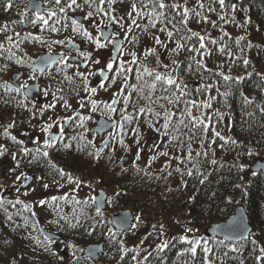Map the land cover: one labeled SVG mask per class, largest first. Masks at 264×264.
<instances>
[{
  "label": "snow or ice",
  "instance_id": "obj_1",
  "mask_svg": "<svg viewBox=\"0 0 264 264\" xmlns=\"http://www.w3.org/2000/svg\"><path fill=\"white\" fill-rule=\"evenodd\" d=\"M43 3V10L40 4L32 5L36 11L28 23L39 32L57 34L58 38L46 39L32 32L22 35L18 31L10 35L9 24L0 25V34L3 36L0 56L7 61L0 64V74L8 72L12 64L28 69L27 80L22 81L21 72L9 80H0V99L5 105L15 101L18 108L26 109L30 113L29 123L31 120L37 121L31 127L41 133L40 136L30 135L27 131L21 133L31 139L34 147L29 148L24 139H18L9 131L16 126L15 120L0 126L3 135L19 145L17 151L9 153L15 162L9 172L15 174L11 187L17 193L16 198L9 199L5 195L7 189L0 184L3 226L11 232L31 228L33 232L39 233L36 236L29 232L26 237L34 245L32 252L39 250L63 260L58 252L55 235L46 233L36 219L35 209L47 208L56 217L51 223L60 225L63 221L68 229L84 228L85 223H88L85 231L89 236L98 227L115 223L118 231L107 227L106 235L109 242L117 245L118 264L129 256L132 264H146L153 252L158 259H162L161 254L170 246L174 247L175 243L187 245L180 255L190 256L192 264H196L198 250L202 253L200 264H216V260L224 264L220 257L213 258L210 241L203 236L196 237L197 230L186 225L184 234L161 239L166 235L165 225L152 224V231L143 235L134 247H128L123 237L135 235L139 231L144 223L142 216L125 213L118 221L105 219L106 205L116 203L127 192L118 190L113 197L105 199L96 196L78 199L76 193L85 186L91 189L92 185L55 164L50 158V150L57 149L58 143L65 150L73 147L72 143L64 139L65 129L71 125L83 131L78 136L69 137L70 141H86L85 147L94 149L88 155L97 163L105 154L113 167L119 160L121 174L129 169L123 166L124 157H120L118 151L134 155L131 167L137 175L143 173L151 177L152 173L147 169L160 160L161 176L156 179L166 180L174 173L179 174L181 187H187L188 182L184 177L195 175L203 177L199 183L204 184L208 175L206 171L200 170L201 158L207 160L211 153L210 163L216 165L217 148L228 151L243 147L241 141L218 129L217 125L225 119V113L214 107L220 102L218 98H222L226 104L233 86L241 85L251 78L258 79L257 87L264 92V69L258 70L250 58L254 49L257 56L264 54V45L254 44L248 38L251 16L244 15L237 19L241 13L248 12L243 0H43ZM2 6L7 12L13 8V0H4ZM11 23L23 24L24 21ZM229 25L241 32L234 36L228 29ZM214 32L217 34L214 35ZM26 41L39 44L47 51L36 59L27 56V53L17 56L12 49H21ZM56 48L67 49V52L57 53L54 51ZM213 60L216 61L214 64L211 63ZM53 66L61 77L58 82L60 86L55 90L51 85L38 88L28 83L40 77L55 79L51 71ZM237 67L242 68L245 74L233 75ZM71 69L74 71L69 74ZM186 76L197 77L195 87L185 83ZM104 94L107 99L103 98ZM69 95L77 98V107L74 108L70 103ZM16 96L22 99L17 100ZM41 96L47 102L38 106L36 98ZM240 96L246 106L255 103L243 91H240ZM58 105L71 114L60 115ZM256 107L264 114V105L257 104ZM81 110H86L87 114ZM97 112L106 117V121L99 125L96 133L99 134L106 127L111 129L102 138L100 146L94 140H88L86 135L91 131L87 123ZM54 127L58 129L56 134L52 131ZM193 145H198L199 150ZM105 149L108 153H105ZM79 150L83 151L82 148ZM8 152V148L0 144V157ZM247 154L251 155V150ZM142 156H147L143 168L138 164ZM25 162L29 167L35 165L47 169L51 180L48 176L29 175L21 170ZM235 166L240 171L244 169L242 164ZM66 185L72 186L71 194L45 195L52 186L63 189ZM41 188L44 198L31 201L21 199V196L29 197ZM212 195L215 196V193ZM70 201L75 205H94L95 214L85 215L81 208L80 215L74 214L70 219L62 214L61 207V202L67 204ZM228 203H232L230 198ZM9 207L16 209V212H9ZM24 212L30 215L24 216ZM14 216L22 217L23 223H17ZM221 231L224 237L218 241V245L228 247L225 241L232 242L229 250L223 253L224 257L227 258L232 252L236 254L233 259L238 260V264H246L245 248L238 246L239 242H245L252 245L250 255L254 264H264V245L258 244L256 234L244 225L242 218H234L229 227ZM150 237L159 242L154 246L146 243ZM2 243L10 246L12 240L5 235ZM65 246L75 248V245ZM96 251L90 249L89 257ZM141 253L146 254L141 256ZM23 260V256L13 253L10 264H23Z\"/></svg>",
  "mask_w": 264,
  "mask_h": 264
},
{
  "label": "trees",
  "instance_id": "obj_2",
  "mask_svg": "<svg viewBox=\"0 0 264 264\" xmlns=\"http://www.w3.org/2000/svg\"><path fill=\"white\" fill-rule=\"evenodd\" d=\"M26 1L13 0V8L5 12L2 6L4 0H0V25L8 23L10 35L14 31L21 32L22 35L32 32L34 35H42L46 39H49L51 35H57L48 32L41 33L37 28H33L28 23V20L32 18L33 12L25 13L23 11ZM243 2L244 7L248 8V12L246 14L242 13V15L251 16V26L254 24L256 28L264 31V0H243ZM21 20L24 21L23 24L11 23V21ZM2 40L3 36L0 34V41ZM32 44V42L26 41L21 45V49L13 48L12 51L16 52L17 56H24L25 53L28 55L26 48ZM4 55L6 56L7 53H4ZM29 55L32 58L33 53ZM261 58L264 61V54L261 55ZM6 62L3 56H0V64ZM215 62L213 60L211 63L214 64ZM24 68L12 64L10 70ZM251 70L248 69V71ZM6 73L0 74V80H5L3 78ZM236 74L244 75L245 73L242 68L237 67L233 72V75ZM185 83L193 84L195 87L198 79L197 77L186 76ZM258 83L257 78H251L241 85H234L232 94L227 98L226 104L222 98H218L220 102L214 105V107L219 108L225 113L224 122L217 125V127H222L223 132L241 141L243 147H237L235 150L228 151L217 148L216 153L220 152L219 155L221 157L216 158L218 161L216 165L210 163L212 158L211 153L207 160L201 158L200 170L202 172L206 171L208 175V179L204 184L199 183V180L203 179V177L195 175L184 177L188 182L187 187H181L179 174L174 173L172 177L166 180L156 179L157 176H161V173L159 171L160 168L155 163L150 169H147V171L152 173L151 177L145 176L143 173L137 175L131 167L132 164L125 165L124 167L129 170L122 174L120 173V164L111 168L106 165L105 170H109L110 172L109 186H112L109 197H113L114 193L118 190L127 192L126 196L118 198L116 203L109 205L110 210L116 211L126 207L131 208L137 214H140L145 221L148 220L146 222L149 225L150 223L151 225L162 223L165 225V229L170 228L175 224V220L180 219L183 231L174 235L175 237L184 234L185 225L194 228L197 230L195 232L196 237L203 236L210 241L209 246L213 248V258L220 257L224 260V264H238V260L233 259L236 256L235 253L229 252L227 258L223 256V253L229 250L232 242H225V245H228V247L218 245V241L221 239L208 238L205 235V231L210 225L224 221L232 214L237 205H242L245 209L248 222L256 234L258 244L264 245V172L250 173L246 168V164L253 163L257 160V157H264V114L256 107L257 104L264 105V92H261L257 87ZM223 90L222 88L221 91ZM240 91L249 95L250 98L254 99L255 103L247 106L244 105ZM0 96H2V91H0ZM4 99H7V97H4ZM11 111L12 102L9 105H5L3 100L0 99V126H6L9 123ZM248 113H252V115L250 116ZM0 144H4L9 150L8 137L3 135L2 127H0ZM193 147L199 150L198 145H193ZM249 150L252 152L251 155L247 154ZM80 156L82 155L79 154ZM83 161L88 162V164L79 162V173L92 183V180L98 177L94 175V172L101 173L102 169L98 165L95 166L90 156ZM241 164L244 166L243 171H240L235 166ZM139 166L143 168L145 165ZM173 178H178L179 180L176 186L172 185ZM100 181L99 184L107 186L104 178ZM80 193L81 190L77 194L80 195ZM212 193H215V196ZM192 197H195V199H191ZM229 198L232 203H228ZM67 205L68 209H64L63 214L67 215L70 219L74 214L80 215L81 208H83L85 215L92 216L95 214L93 206L75 205L71 201ZM20 207L17 206V208ZM9 212L15 213L16 209H13V211L9 209ZM23 215L29 216L30 213L24 212ZM54 218L56 219L55 216ZM14 219L19 224L23 223V219L20 216H14ZM3 221L4 214L0 212V264H10L12 259V257L8 256V251L10 250L28 251V257L31 258L34 264H45L47 259L52 258L48 253H43L39 250L33 253L28 248L34 247L31 241L26 239L29 232L36 236L39 235L38 232H33L31 228L11 232L10 229L3 226ZM52 227L67 242V245H75V248L68 247L67 250L69 256L72 257L73 264H92L83 255V246L100 242H103L101 260L107 261L110 264H118L119 253L117 245L114 242H109L107 239L106 228L109 227L108 224L105 227H98L91 236L87 235L85 231L88 223H85L84 228L68 229L64 225V222L61 221L60 225L53 223ZM61 228H63L62 231L60 230ZM5 235L8 239L12 240V245H3L2 241ZM117 238L119 239L120 237L118 236ZM238 246L245 248L244 257L246 258V264H254V260L250 255L252 245L250 243L239 242ZM186 247L187 245L175 243L174 247L170 246L165 250V253L161 254L162 259H158L156 253L153 252V255L149 257L146 264H185L186 261L187 264H192L190 256L180 255ZM33 257H35L36 261L33 260ZM201 257L202 253L198 250L196 264H200ZM120 264H132L130 256L126 257ZM216 264H220V260H216Z\"/></svg>",
  "mask_w": 264,
  "mask_h": 264
},
{
  "label": "flooded vegetation",
  "instance_id": "obj_3",
  "mask_svg": "<svg viewBox=\"0 0 264 264\" xmlns=\"http://www.w3.org/2000/svg\"><path fill=\"white\" fill-rule=\"evenodd\" d=\"M36 1H39L41 3V5L43 7H45V5L43 3V0H36ZM26 4H27V2L24 4L23 9L26 6ZM52 38H58V37H57V35L49 36V39H52ZM26 50L28 51V55L27 56H29V57H30L29 54L33 53L32 59H36L37 56H39L42 52H46L47 51L46 48H42L39 44H32L29 47H27ZM36 50L37 51L40 50V52L37 55H35ZM54 51L57 52V53L60 52V51L67 52V49L56 48V49H54ZM105 54H107V50H105ZM51 71H52L53 77L55 79H49L47 77H40L37 81H30L29 80L28 83L29 84H35V85L38 86V88H43V87H47V86L51 85L52 89L55 90V88L60 86L58 82L61 79V77L59 75H57L55 66H53ZM72 71H74V69L69 70V74H71ZM17 72L23 73L22 81L23 80H27L28 69L26 67L24 69H13L12 73H11V76L15 75ZM11 76H10V78H11ZM65 88L67 89V84H65ZM13 95H15V94H13ZM68 98H69L70 103L73 104V107L74 108L77 107V104H76V99L77 98L74 95H69ZM103 98L107 99L106 94L103 95ZM16 99L20 100V99H22V97L21 96H16ZM36 99L38 100V106H39V104L47 102V100H45V98H43L42 96L39 97V98H36ZM50 99H51V97L48 98V100H50ZM57 111H58V113L60 115H70L71 114L70 112H65L64 109L61 108L59 105L57 106ZM81 111H84L85 114H87L86 110H81ZM48 114H51V113H48ZM101 118L106 119V117H103L99 112H97V113L93 114V119L87 123V127L91 130V131H89L86 134L87 135V139L88 140H94V143L97 146H100L102 138L107 136V132L106 133H102V134H96V133L92 132V130L97 125L99 119H101ZM29 119H30V113L26 109L18 108L16 106L15 101H12V111H11V113L9 115V122H11L12 120H15L16 121V126L14 128H12V129H9V131L13 135H16L18 139H24L25 143H26V146H28L29 148H32V147H34V145L31 143V139L29 137L22 136L21 133L27 131V132L30 133V135H35V136H40L41 133L39 132L38 129H33L31 127V124H36L37 121L36 120H31V124H30L29 123ZM110 130H108V131H110ZM52 131H53V134H56L58 132V129L54 127ZM82 131H83L82 129L74 128L71 125L67 126L66 129H65L66 135H65L64 139H65V142L72 143L73 147L71 149L65 150L63 148V146L58 143L57 149L50 150V158L59 167L65 169V171L73 174L76 177L82 178L87 183H90L89 182L90 180H88L85 177L80 175L78 159H79V154H81V155L84 154L85 157H88L89 156L88 153L89 152H94V149L91 146H88L90 148L87 149L88 147H85L86 141H81L79 139L71 140V141L69 140V137L78 136V134L80 132H82ZM8 144H9V152L6 153L3 157H0V173L3 174L2 180L8 181V184H6V183L5 184L9 186L7 188L8 189L7 194H9V196H10L9 199H13L14 200L16 198V196H17V193L14 190H12L11 185H12V181L15 179V174H11L9 172V169H11V168H13L15 166V162L11 159V156H10L9 153L17 151V149L19 148V145H17L14 142H12L9 138H8ZM81 148L83 149V151L79 150ZM105 153H108L107 149H105ZM118 154H119L120 157H124L123 166L132 164V161L134 159V155L132 153L125 154L123 151H118ZM90 158L93 160V158L91 156H90ZM146 160H147V156H142L141 161H139L138 164L139 165H145ZM86 163L88 164V162H86ZM94 163H95V166L98 165L102 169V171H101V173H99V176L97 175L98 176V177H96L97 179L92 180L91 185L94 188H93V190L91 192L92 194L91 195L90 194L87 195L86 199L89 196H94L95 195V190L97 188L98 189H103L104 191H106L107 195L111 192L110 188H112V186H109V183H110V181H109V173L110 172H109V170H105L106 165H108L109 168L113 167L111 161L108 159V155L105 154L103 156V159H101L98 163L96 161H94ZM117 164H120L119 160H117L116 165ZM21 170L28 172L29 175H45V176H48L47 169H45V168H37L35 165H32V166L29 167V166H27L26 162H25V166ZM16 174H18V173H16ZM106 177H107V179H106ZM100 178L101 179L104 178L105 184H107V186H103V185L97 183V181L101 180ZM48 179L50 181L51 180V176H48ZM2 180H1V182H3ZM34 183L35 182L33 181V184ZM71 187H72L71 185H66L65 188H63V189H57L55 186H52V187L49 188L48 192L45 193V195H60L63 192H66V191L68 192V190H71ZM43 191L44 190L41 188L40 191L32 193L31 196L38 194L37 200L40 199V198H44L41 195V193H43ZM29 197L21 196V199H25L26 201H31L29 199ZM61 204H62V202H61ZM9 209L13 211V209L11 207H9ZM45 210L46 209H44V211ZM51 214H52V211L51 212L49 211V212L44 213V216L45 215L51 216ZM40 217L41 216H39V218ZM61 245H62V243L58 242V252L60 251L61 247L63 246V245L62 246ZM54 247H56V246L54 245Z\"/></svg>",
  "mask_w": 264,
  "mask_h": 264
},
{
  "label": "rangeland",
  "instance_id": "obj_4",
  "mask_svg": "<svg viewBox=\"0 0 264 264\" xmlns=\"http://www.w3.org/2000/svg\"><path fill=\"white\" fill-rule=\"evenodd\" d=\"M243 17L242 13L240 15H238L237 19H241ZM228 29L233 33V35L235 36L236 34H239L241 32L240 29L238 28H235L234 26L232 25H229L228 26ZM214 35H216V32L213 33ZM248 38L254 43V44H260V45H264V31L261 30L260 28H256L253 24V26H251L249 28V32H248ZM150 43V41H149ZM40 52L36 50V53L35 55H37L38 53ZM250 58L252 59V62L254 65L257 66V69H264V61L262 60L261 58V55L260 56H257L256 55V51L253 50L251 53H250ZM11 73H12V70H9L5 75H4V78L5 80H8L11 76ZM218 129L222 130V127H218ZM220 152H217L216 153V157L215 158H218V157H221V155H219ZM87 157L84 156V154L82 156L79 157L78 161L80 163H83ZM261 157H257L256 159H260ZM157 164L156 166H158L159 168L161 167V161L158 160L156 161ZM86 163V162H84ZM250 164V163H249ZM249 164H246V168L248 169V165ZM100 173V172H99ZM99 173L97 172H94V175H98L99 176ZM103 179V178H102ZM2 180V174L0 173V184H3L5 186V188L7 189L9 186L6 185L8 184V181H4L2 180L3 182H1ZM10 182V181H9ZM6 183V184H5ZM178 184V181L177 179H175L174 181H172V185L176 186ZM8 191V189H7ZM6 191V192H7ZM92 194V193H91ZM90 194V195H91ZM38 198V194L36 195H32L29 197L30 200L32 199H37ZM41 215V213L39 214V216ZM143 219V218H142ZM39 221H40V225H45V224H48L49 221H50V217H48V215H45V216H41L39 218ZM144 223L143 225L140 227L139 231L136 232L135 235H131V234H128L124 237V239L126 240V243H127V246L128 247H134L136 244L139 243V240L143 237V235H145L147 232L151 231V223L149 225L148 220L145 221V219H143ZM178 222V223H177ZM183 231V228H182V221L180 219H177L175 220V224L173 226H171L170 228L166 229V235L165 237H162L161 239H167V238H171L172 236L176 235V234H179L180 232ZM185 233V232H184ZM159 240H156L154 237H150L149 238V241H147L146 243L148 244H151L154 246L155 243H158ZM29 249L32 250L31 247H28ZM27 249V250H29ZM151 249V248H150ZM149 249V250H150ZM60 250H66L65 248H63V246L61 247ZM15 253L17 256H23L24 257V260H23V264H34L33 261L31 260L30 257H28V251H9L8 252V256L9 257H12V254ZM145 253H141V256H143ZM59 255L63 257V260H57V258L53 257L50 261H54L55 264H73V260H72V257L66 255V256H63L60 251H59ZM36 261V260H35ZM37 263V262H36ZM48 263V262H47ZM38 264V263H37ZM94 264H110L109 262L107 261H104V260H100L99 262L97 263H94Z\"/></svg>",
  "mask_w": 264,
  "mask_h": 264
},
{
  "label": "water",
  "instance_id": "obj_5",
  "mask_svg": "<svg viewBox=\"0 0 264 264\" xmlns=\"http://www.w3.org/2000/svg\"><path fill=\"white\" fill-rule=\"evenodd\" d=\"M33 4H40L41 10L44 9L40 2L31 0L28 3L27 7L25 8V11H28V10L36 11V9H34L32 7ZM14 76L15 75H13L12 77H14ZM105 121L106 120L103 119V118L99 119L96 127L93 129V132H96V129L99 127V125L100 124H104ZM108 130H110V128L106 127L99 134H102V133H104V132H106ZM249 170H250L251 173L264 172V159L254 162L253 165L250 166ZM96 197L98 199H105L106 198V194H105L104 191H98ZM125 213H128V214L132 215L129 210L120 211V212H118V213H116V214H114L112 216L111 221H118ZM234 218H238V219L242 218L244 225H246L247 228L251 232L253 231L252 227L250 226V224L248 222V218H247V215H246L244 207L243 206H237L234 209L233 213L226 220H224L222 222H219L217 224H212L206 230V236L208 238L223 239L224 232L221 231V229H227ZM111 225L114 228V230L118 231V229L116 228L115 223H112ZM46 233H48V232H46ZM55 237H56V239H59L57 236H55ZM226 242H229V241H226ZM90 249H96L97 250L96 253L93 256H91V257H89V250ZM102 251H103V243H98V244H90V245L85 246V248L83 250V253H84V256L89 258L92 262H97L99 260V258H100V254L102 253Z\"/></svg>",
  "mask_w": 264,
  "mask_h": 264
}]
</instances>
